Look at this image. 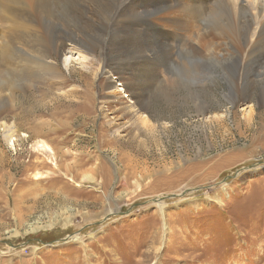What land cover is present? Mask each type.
<instances>
[{"label": "rangeland", "instance_id": "rangeland-1", "mask_svg": "<svg viewBox=\"0 0 264 264\" xmlns=\"http://www.w3.org/2000/svg\"><path fill=\"white\" fill-rule=\"evenodd\" d=\"M79 1L78 28L57 24L54 87L0 72V264H264V82L247 22L228 0H202L197 19L189 0H129L87 50L110 7ZM140 54L150 71L113 65Z\"/></svg>", "mask_w": 264, "mask_h": 264}, {"label": "bare ground", "instance_id": "bare-ground-1", "mask_svg": "<svg viewBox=\"0 0 264 264\" xmlns=\"http://www.w3.org/2000/svg\"><path fill=\"white\" fill-rule=\"evenodd\" d=\"M59 1H66V3L68 4V8L65 11L68 22H60L61 24L57 19V5ZM103 1L110 7V10L107 13H102L101 15H99L101 23L99 24V28L97 29L96 34L93 35L92 37H88L89 39H85V48L87 50L93 49L95 47L101 48L102 45H104L105 43L107 44L106 39L108 38L109 33L106 30L105 26L111 23L107 21L110 20L111 17L116 16L120 11H122L125 7L124 3H126L129 0H103ZM228 1L231 5V10H233L234 12L236 21L247 22L245 24L246 31L247 30H249V32L251 31L248 48L251 49L250 50V54H251L250 56L252 57L251 65L253 63L254 66L252 67L250 72L252 71L254 72L255 67H257L256 65V63L258 62V61L256 62L257 58L262 59V62L259 63L260 66H258V68L259 67L262 68L261 69L262 72L257 73L258 70L257 71L255 70L256 72L254 73L256 84L257 83L260 84L262 81L264 82V67L262 66L264 65V25L260 26L258 20L260 16L264 19V0H228ZM119 2H121L122 4H119ZM189 2L190 5L195 9L193 13V17L197 19L198 12L201 9L202 0H189ZM3 4L4 5L0 6V25H2L1 23H3V25L6 26L7 40L0 46V66L2 68L0 72L4 74L16 73V75H14V77L11 80V85L15 82H18L20 84L25 83L36 86L38 84L47 85L48 83V87L50 88L54 87L57 84V79L61 78L57 74V61L56 59H54V56L57 57V52H58L57 24L62 26V29H64V31L73 33V31L76 30L78 28V25L80 24V23L78 24V22H81V19L75 13V10L78 7H81L80 1L79 0H4ZM144 11L147 12V15L149 17L155 16L160 21L167 20L166 17V15H168L167 8H165L163 11L161 10V12L156 7L150 10L144 9ZM173 17H175V15L171 12L170 18ZM163 23L170 24V22H163ZM172 23H175L177 27H171V28H173L176 31H181V26L179 22H172ZM168 24H166V26L170 27ZM218 30L221 31V28H219ZM230 32L231 29L227 28L221 34H227ZM75 40L76 39L74 38L73 43H75ZM115 46L119 47L120 50L122 49L123 44L122 43L119 44L118 42L116 43ZM80 47L81 49H83L84 45L82 44ZM72 50L75 51L74 46L72 47ZM148 51H152V50L150 49ZM76 54H78L79 57L83 59L87 58L86 55L83 53V51L81 52L76 51ZM70 57H66V58L64 57L62 63L64 64L65 67L68 66V63H70V59H71ZM140 59L143 62V65L141 67L137 66L136 64H133L132 63L133 60H124L123 63L114 62L113 65L122 66L129 70H136V69L140 70L141 68L147 69L149 67V63L154 61L153 57L143 58V54L141 55ZM152 66L154 65L152 64ZM156 67L158 68V65H156L154 69H157ZM114 69L115 68L113 67V70ZM146 71H150V67ZM145 76L147 77L148 74L144 75V77ZM144 77H141V81L144 80ZM139 84L140 82L138 81L136 85ZM240 84H241L240 86L242 87L243 86L242 83ZM111 85H112V81L108 79L107 86L110 87ZM6 87L7 85L5 86V88ZM260 87L264 88V86H260ZM121 89H125V87H122ZM121 94L122 95H118L117 97L114 98L118 99L122 97H127L128 99L130 95L129 93L128 94L121 93ZM2 127L6 132L4 134L6 143L12 146L14 140L13 137H15L14 135L15 132L12 130L11 127H6V126H2ZM19 138L21 139L22 137L19 135ZM39 144L42 147L41 148L39 146L41 149L44 150L47 149V146L44 145L42 142H39ZM35 176H38V174ZM159 204L161 203L158 202V205Z\"/></svg>", "mask_w": 264, "mask_h": 264}, {"label": "water", "instance_id": "water-1", "mask_svg": "<svg viewBox=\"0 0 264 264\" xmlns=\"http://www.w3.org/2000/svg\"><path fill=\"white\" fill-rule=\"evenodd\" d=\"M237 174H238V172L235 173V176H236ZM160 199H162V198H160ZM160 199H159V200H160Z\"/></svg>", "mask_w": 264, "mask_h": 264}]
</instances>
